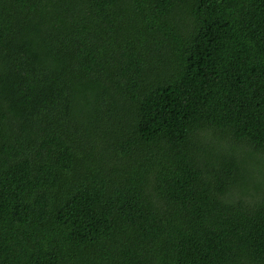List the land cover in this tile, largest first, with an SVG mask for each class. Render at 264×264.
I'll return each mask as SVG.
<instances>
[{"label": "trees", "instance_id": "obj_1", "mask_svg": "<svg viewBox=\"0 0 264 264\" xmlns=\"http://www.w3.org/2000/svg\"><path fill=\"white\" fill-rule=\"evenodd\" d=\"M0 264H264V0H0Z\"/></svg>", "mask_w": 264, "mask_h": 264}]
</instances>
